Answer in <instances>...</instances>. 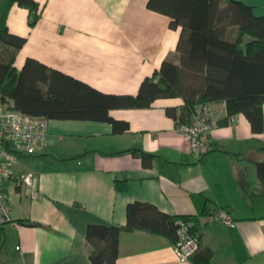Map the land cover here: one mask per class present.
<instances>
[{
	"label": "crops",
	"instance_id": "obj_1",
	"mask_svg": "<svg viewBox=\"0 0 264 264\" xmlns=\"http://www.w3.org/2000/svg\"><path fill=\"white\" fill-rule=\"evenodd\" d=\"M34 1L41 9L35 27L29 10L17 4L7 18L9 31L27 39L16 56L19 72L32 58L102 93L137 95L165 60L178 62L181 30L151 11L149 0ZM236 1L264 17V0ZM209 106L218 127L202 160L177 131L178 119L167 114L176 109L179 121L186 118L182 98L112 110L114 119L130 125L120 134L106 122L50 120L47 151L19 155L15 164L17 175L38 177V195L18 178L3 183L12 219L3 227L0 264H93L88 227L125 226L135 202L189 217L201 245L213 251L211 264H264V132L255 134L243 114L230 123L225 102ZM134 149L156 156L152 167ZM117 180L126 182V192L117 190ZM215 209L227 210L235 226L215 217ZM116 264L193 262L180 261L169 239L136 231L121 234Z\"/></svg>",
	"mask_w": 264,
	"mask_h": 264
},
{
	"label": "trees",
	"instance_id": "obj_2",
	"mask_svg": "<svg viewBox=\"0 0 264 264\" xmlns=\"http://www.w3.org/2000/svg\"><path fill=\"white\" fill-rule=\"evenodd\" d=\"M29 10V25L41 19L39 3L34 0H1L0 3V101L13 103L15 109L37 117L60 121L106 122L114 133L129 131L130 125L114 119L110 112L120 109H147L159 99L182 98L185 122L201 104L225 102L228 118L243 114L255 134L264 132V17L236 0H149L151 11L171 19L172 29H180L178 62L165 60L161 68L145 78L137 95L102 93L89 84L29 58L21 72L15 67L17 53L26 38L12 34L7 25L13 5ZM167 114L178 119L176 109ZM131 152L152 167L156 156L142 150ZM117 190L127 191L125 181H116ZM208 214L211 211L208 210ZM213 214V213H212ZM150 203L135 202L127 207L125 226L90 225L86 240L93 264H116L123 232L143 231L163 236L174 246L179 241L180 222ZM36 226L34 223L21 222ZM189 261L211 264L213 251L201 245ZM6 242L0 227V257ZM6 264V263H2Z\"/></svg>",
	"mask_w": 264,
	"mask_h": 264
},
{
	"label": "built area",
	"instance_id": "obj_3",
	"mask_svg": "<svg viewBox=\"0 0 264 264\" xmlns=\"http://www.w3.org/2000/svg\"><path fill=\"white\" fill-rule=\"evenodd\" d=\"M232 123L235 116L228 118ZM49 120L25 114L15 109L13 103L0 101V227L11 222V207L3 183L14 178L26 186L31 195H38V177L33 173L17 175L15 164L18 156L35 157L44 154L49 143ZM218 123L213 118L209 104H201L185 122H177V131L188 142L191 154L202 160L212 150V136ZM213 215L229 227L235 226L231 214L224 209L213 210ZM191 221L180 222L179 241L175 253L180 261H189L199 249L197 235H191Z\"/></svg>",
	"mask_w": 264,
	"mask_h": 264
},
{
	"label": "water",
	"instance_id": "obj_4",
	"mask_svg": "<svg viewBox=\"0 0 264 264\" xmlns=\"http://www.w3.org/2000/svg\"><path fill=\"white\" fill-rule=\"evenodd\" d=\"M1 3V0H0ZM259 167L264 168V164H259Z\"/></svg>",
	"mask_w": 264,
	"mask_h": 264
}]
</instances>
